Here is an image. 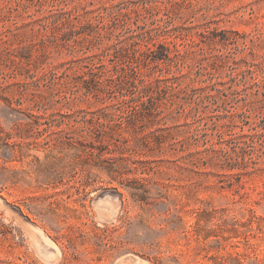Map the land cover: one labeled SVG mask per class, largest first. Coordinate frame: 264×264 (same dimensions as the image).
<instances>
[{
    "label": "rangeland",
    "instance_id": "1",
    "mask_svg": "<svg viewBox=\"0 0 264 264\" xmlns=\"http://www.w3.org/2000/svg\"><path fill=\"white\" fill-rule=\"evenodd\" d=\"M127 1L0 0V264H264V0H139L83 39L58 26ZM134 41L178 53L136 61L176 86L166 125L146 117L89 157L67 144L85 125L72 112L124 105L117 82L64 97Z\"/></svg>",
    "mask_w": 264,
    "mask_h": 264
},
{
    "label": "trees",
    "instance_id": "2",
    "mask_svg": "<svg viewBox=\"0 0 264 264\" xmlns=\"http://www.w3.org/2000/svg\"><path fill=\"white\" fill-rule=\"evenodd\" d=\"M125 3L126 4H124V2H118L114 5L113 7H115L116 10L112 9V6H97L92 9L85 10L80 16L72 15L71 11L60 10L57 20H60L61 18L64 20H62L58 26L62 29H68L70 32H76V35H81L82 39L85 38V35H88L87 30L98 27L99 23H101L104 18H109L114 25L119 23L121 20V26H126L127 21L130 18V7L128 4H138L139 0H129ZM141 4H143V2ZM133 10L136 11V9ZM76 28H80L81 30L78 31ZM82 34H84V36ZM79 37L80 36H78V38ZM0 42H6V40L3 41V38H0ZM131 44L132 45L129 44V46H131L130 49L127 47L121 49L124 53L127 51L128 53L124 54V58L122 59L123 62H121L119 68L116 69L114 73L104 64L101 65L104 70L96 72L95 68L98 67L97 64L90 62L91 65L86 66L88 70L83 75L88 76V78L83 80L86 85V91L83 93V97L78 96L77 94L64 97L67 104L74 103L78 100L80 101L81 99L89 101L91 94L97 90V88L93 87L99 82L101 76H109L110 81L117 82L120 94L123 97L121 102L124 105L127 104L125 107L124 105H119V107L115 108L114 104L102 107L100 109V114L104 118L103 121L100 120L102 117H95L93 114L92 116H89L90 118H88V115L91 112L86 110H77L72 112V114H79L81 116L82 123L85 125L75 141L71 140L67 144L72 147H74L75 144H78L81 147V153H84L89 157L99 158L104 152L109 153V151H113L109 150L107 146L110 144L115 147L118 146L121 139L120 137L116 138V136H120L121 131L127 132L132 130L135 132L140 121L142 122V120L146 117H151L153 119L151 121H155L162 127L166 125V117L160 110L158 103L160 101L159 97L162 95L171 96V92H173L176 86L170 81L171 79L164 77L167 75L159 74L156 75L157 77L155 78L149 77L154 76V74L143 75L140 67L136 64V61L144 59L145 61L158 65L160 62L171 61L172 58L178 57V53L175 52L173 56L170 57L169 49L164 44L153 45L155 46V49L146 45L143 50L136 48L138 42L134 41ZM28 51L27 47L20 46L17 52L21 54L22 52ZM95 55L96 54H93L87 57L92 58ZM17 58L20 62L25 60L24 63L28 64V56L24 57L19 55ZM51 74L52 76H55L54 73ZM63 74L66 76V72ZM109 107L111 109H109ZM66 115L70 116L71 114L67 113ZM108 129L113 131L111 136H107L109 134ZM106 137L111 138V140H106ZM159 137L165 138V136L162 135ZM159 143H161V141ZM109 171L110 170H108V172Z\"/></svg>",
    "mask_w": 264,
    "mask_h": 264
}]
</instances>
